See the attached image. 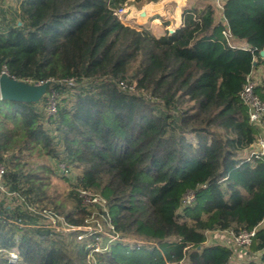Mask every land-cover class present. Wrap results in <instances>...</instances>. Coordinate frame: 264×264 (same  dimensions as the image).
Instances as JSON below:
<instances>
[{"label": "trees", "instance_id": "16d2710c", "mask_svg": "<svg viewBox=\"0 0 264 264\" xmlns=\"http://www.w3.org/2000/svg\"><path fill=\"white\" fill-rule=\"evenodd\" d=\"M155 1L19 0L16 20L0 29V70L54 81L41 101L0 99L9 188L71 227L87 225L79 191H91L116 237L98 249L95 230L53 232L0 203V264H264V157L248 152L264 136V115L250 122L240 97L258 72L264 101V0H224V22L211 2L194 4L160 36L113 11ZM227 29L247 48L229 46ZM48 158L75 171L71 189L52 186L65 175ZM229 229H254L249 246L206 243L207 232ZM237 248L246 259L233 260Z\"/></svg>", "mask_w": 264, "mask_h": 264}, {"label": "built area", "instance_id": "2783aa9c", "mask_svg": "<svg viewBox=\"0 0 264 264\" xmlns=\"http://www.w3.org/2000/svg\"><path fill=\"white\" fill-rule=\"evenodd\" d=\"M132 1V0H129ZM224 0H212L211 3L213 4V6L218 9L221 10L222 9V3ZM131 5L130 2L128 3H123L122 5H120L119 7L115 8L114 14L120 19L121 22H123L125 24V22L123 21L124 19V15L127 13L128 8ZM184 10V9H183ZM183 10L181 12V21L178 23L177 26L175 25H166V31L168 33H172L177 27H179L182 24V13ZM142 14V13H141ZM221 21L224 22V19L221 15V19H219ZM224 38L226 43L231 46V47H240V48H247V45L245 43H240V44H236L235 41H233L231 34L229 33V30H224L223 32ZM1 74H6L11 78H14L16 80H20V81H24L28 84H35V85H45L47 87V85L53 83L54 81L52 79L50 80H45V81H33L31 79H17L11 75L8 74V72L6 71V69L3 67L0 70V75ZM69 83H74L72 79H70L68 81ZM118 85L120 87H125V84L123 81H118ZM254 86H255V81L252 79L251 76H248L246 79V82L240 92V97L242 99V101L247 105L248 107V113H249V119L250 122L255 123V124H261V119L262 116L264 115V101H261L258 96L254 93ZM130 89H133V85L130 86ZM46 90V88H45ZM46 93V92H45ZM56 111V101H55V96L54 94H50L47 97V105L45 108V112L47 114H53ZM250 155L252 154H257L259 156L264 157V137H260L258 139V141L255 143V148L252 149V151L249 153ZM57 169L60 172V174L62 175H67L69 172H71V167L65 163H60L58 162L57 164ZM5 175H6V167L5 165L0 162V203L7 205L10 208H15L17 206H21L23 209V206L26 204L23 201L22 197H19V195L17 193H15L13 190H11L9 188V184L6 182L5 180ZM79 195L82 198V203L85 206H96L97 204L101 203L102 200L101 198L92 193L91 191L88 190H81L79 191ZM194 198V194L192 191H188L185 196L183 197V203L184 204H190L193 201ZM29 212V215L34 218L33 216H35L33 214L34 211V207L32 206H28L26 209ZM42 214L44 216V218H48L49 219V223L44 224L42 223L41 220V224L38 221L32 219L31 221V225L36 226V227H47L49 229L56 232L55 227L53 226L54 223V215L53 212L50 209H43L42 210ZM56 216V215H55ZM57 217V216H56ZM45 220V219H44ZM81 227H71V226H64V230H73V229H80V230H84V228ZM62 228V230H63ZM58 229V228H56ZM57 231H61V229H58ZM226 233V236L228 237V241H230V243L236 247H241L243 249H246L250 242H251V238L254 236V229L251 230H245V229H241L238 231H234V230H225L224 231ZM80 237V236H79Z\"/></svg>", "mask_w": 264, "mask_h": 264}, {"label": "rangeland", "instance_id": "374dc122", "mask_svg": "<svg viewBox=\"0 0 264 264\" xmlns=\"http://www.w3.org/2000/svg\"><path fill=\"white\" fill-rule=\"evenodd\" d=\"M18 1L19 0H0V29L3 27V24H5L6 22H8V21L12 22V21L16 20ZM211 1L212 0H186V4H188V5L196 4L198 6H202L204 3L211 2ZM131 4L133 6L128 5L130 7L128 8L127 13L123 16L124 17L123 21L125 22V25L135 27L138 30L142 29L143 27H145L144 25H146V27L149 28L156 36H160L164 32L163 27H161L159 29H155V27L152 26L153 23H155V21L153 20L154 15L152 14L150 17L151 11L147 8L148 7L147 5H145L144 7H141L143 5H138V4H135L133 2H131ZM153 4H155V3L153 2ZM216 17L218 20L221 19V14H220L219 10H217V12H216ZM240 43L241 42H236V44H240ZM253 75L254 76L252 77V79L257 82L260 78V74L258 72H255V73H253ZM132 84H133V86L135 85L134 82ZM30 85H35V84H30ZM79 85H80V83H79ZM87 85H88V83L85 81H83V83H81V86H87ZM73 86H71V87H73ZM45 92H46V90L43 92L41 98L45 95ZM41 98L37 101H41ZM39 107H44L43 102L39 103ZM34 160L36 161V163L41 162L40 160L37 161V159H34ZM45 161L53 168V170L56 171V173H60L57 170V164H58L57 161H55L51 158H48ZM74 174H75V171L69 172L67 175H65V177L59 176L58 174H56L57 176L55 175L52 177L51 184H52V186H55V189L57 191L66 192L69 189H71L70 185L73 181ZM52 189L54 190L53 187H52ZM28 206L29 205L26 203L23 207L27 209ZM85 207H87V210L91 211V215L85 219V223H87V225H84L82 227V228H84L83 231L89 232V231L95 230V231L99 232L101 235L97 238L96 246L98 249H102L107 244L112 243L116 239L115 236L110 235L102 227L103 217L102 218L100 217L101 214H100V212H98L97 207H100L101 209H103V201L101 203L97 204V206L89 205V206H85ZM42 208H43V206H41V205L34 206L35 212H33V214L35 216H33L34 217L33 221L39 220V222L41 224V220H42V223L47 224V223H49V219L44 218V216L42 214V212H43ZM26 209H24L25 212L29 214V212ZM44 209L46 210L47 208L44 207ZM97 214H98V216H97ZM53 215H54L53 217L55 219L54 223H53V226L55 227L54 230L57 231L58 229H61V231L64 233L79 230V229L64 230L63 227L65 225L62 224V222H61L62 220L60 218L56 217L54 213H53ZM56 228H58V229H56ZM62 228H63V230H62ZM52 231H53V228H52ZM219 233L220 232H207L206 233V243L207 244H210V243H223V244L227 243V244H229L228 243V237H225L224 233H221V234H223L222 235L223 237L222 236L220 237L221 234H219ZM237 250L241 251L240 248H237ZM236 254H239V253L238 252L235 253V257L233 258V260L236 261L238 259H241V260L246 259L242 255V251L240 252V254H241L240 258H238V256Z\"/></svg>", "mask_w": 264, "mask_h": 264}, {"label": "crops", "instance_id": "0c3cea01", "mask_svg": "<svg viewBox=\"0 0 264 264\" xmlns=\"http://www.w3.org/2000/svg\"><path fill=\"white\" fill-rule=\"evenodd\" d=\"M154 3L155 4H153V2H148L141 7H144L145 5H147L148 6L147 8L151 11L150 17L152 14L154 15L153 20L155 21V23H153L152 26H154L155 29H159L163 27L164 30H166V25H169V24L177 26L178 23L181 21L182 10L189 6H192V5L186 4V0H157ZM144 26L146 27V25ZM254 148H255V145H252L250 150H248V152L250 153L252 149ZM212 232H220L219 234L224 233L225 237H227L224 231H212ZM222 235L223 234H221L220 237ZM238 256L240 257V255Z\"/></svg>", "mask_w": 264, "mask_h": 264}, {"label": "water", "instance_id": "95a60500", "mask_svg": "<svg viewBox=\"0 0 264 264\" xmlns=\"http://www.w3.org/2000/svg\"><path fill=\"white\" fill-rule=\"evenodd\" d=\"M260 54L263 55L264 51L261 50ZM45 88L44 84L30 85L6 74L0 75V99L35 102L41 98Z\"/></svg>", "mask_w": 264, "mask_h": 264}]
</instances>
